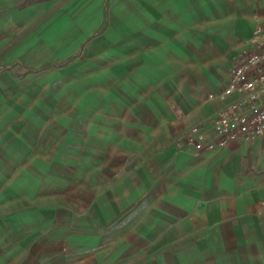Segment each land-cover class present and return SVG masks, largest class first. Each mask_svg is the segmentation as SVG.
Listing matches in <instances>:
<instances>
[{
  "label": "crops",
  "instance_id": "0c3cea01",
  "mask_svg": "<svg viewBox=\"0 0 264 264\" xmlns=\"http://www.w3.org/2000/svg\"><path fill=\"white\" fill-rule=\"evenodd\" d=\"M17 3L0 0V23L45 21L62 56L84 45L104 105L73 159L71 192L85 199L58 231L23 242L40 246L27 264H264V135L201 151L186 142L240 98L223 91L264 0Z\"/></svg>",
  "mask_w": 264,
  "mask_h": 264
},
{
  "label": "rangeland",
  "instance_id": "374dc122",
  "mask_svg": "<svg viewBox=\"0 0 264 264\" xmlns=\"http://www.w3.org/2000/svg\"><path fill=\"white\" fill-rule=\"evenodd\" d=\"M40 22L14 31L0 23V264L38 262L40 246L27 249L23 242L58 231L60 217L68 220L74 203L80 207L85 190L71 192L73 159L85 153L87 130L101 124L104 106L102 84L86 81L84 45L62 56L52 35L38 30ZM27 68L34 72L26 74Z\"/></svg>",
  "mask_w": 264,
  "mask_h": 264
},
{
  "label": "built area",
  "instance_id": "2783aa9c",
  "mask_svg": "<svg viewBox=\"0 0 264 264\" xmlns=\"http://www.w3.org/2000/svg\"><path fill=\"white\" fill-rule=\"evenodd\" d=\"M233 93L240 98L219 111L208 126L195 125L188 131L186 142L197 151L264 135V23L257 25L232 69L223 95Z\"/></svg>",
  "mask_w": 264,
  "mask_h": 264
},
{
  "label": "trees",
  "instance_id": "16d2710c",
  "mask_svg": "<svg viewBox=\"0 0 264 264\" xmlns=\"http://www.w3.org/2000/svg\"><path fill=\"white\" fill-rule=\"evenodd\" d=\"M22 1H23V0H18L17 5H19ZM19 66H20V65H19ZM21 68H23V67H21ZM25 71H26V70H25ZM29 72L32 73V72H34V70H31V69H28V68H27V71H26L25 73L27 74V73H29ZM17 76H18V75H17Z\"/></svg>",
  "mask_w": 264,
  "mask_h": 264
}]
</instances>
